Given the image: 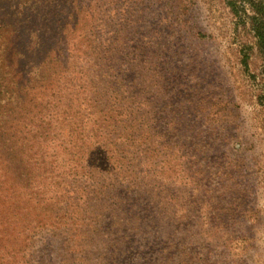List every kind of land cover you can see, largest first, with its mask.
<instances>
[{"label": "rangeland", "instance_id": "rangeland-1", "mask_svg": "<svg viewBox=\"0 0 264 264\" xmlns=\"http://www.w3.org/2000/svg\"><path fill=\"white\" fill-rule=\"evenodd\" d=\"M38 1L62 40L51 124L0 153V264H264V80L247 22L226 0ZM76 2L92 21L54 34Z\"/></svg>", "mask_w": 264, "mask_h": 264}, {"label": "trees", "instance_id": "trees-1", "mask_svg": "<svg viewBox=\"0 0 264 264\" xmlns=\"http://www.w3.org/2000/svg\"><path fill=\"white\" fill-rule=\"evenodd\" d=\"M37 2L39 1L34 0L27 5V0H0V153L20 151L19 142L28 141L31 137L41 138L45 134L47 125L51 124L50 116H43L44 108L50 104L48 98L50 89L44 87L47 83L49 86L51 75L56 73L55 62L59 61L60 57L58 54L60 48H57L56 44L59 41L62 43V40L51 38L52 31L47 16L50 9L43 12V9L50 6L44 3L39 5ZM226 5L230 13L241 23L247 22L254 46L261 59L260 74L264 80V1L226 0ZM71 10V15L65 14L69 19L60 12L56 14L57 19L52 21L55 26L54 34L56 28H59L58 22L63 20L74 19L73 24L65 22L71 30H74L73 25L80 18L79 13H83L89 21H92L88 3L80 5L76 2ZM31 17L33 20L30 21ZM35 18L39 19L40 25V21H47V24H44L46 37L42 34L40 37L39 32H43L42 26L39 30ZM31 41L35 42V46L28 52V43ZM54 49L57 53L51 58L49 54ZM244 52L241 53L240 64L244 70H247L248 55ZM26 53L39 56L40 62L37 67L34 63L26 61ZM41 66L43 69L39 68ZM39 79L42 84H39ZM36 87H42L43 90L37 91ZM34 96H38L35 101ZM22 144L23 147L26 145Z\"/></svg>", "mask_w": 264, "mask_h": 264}]
</instances>
